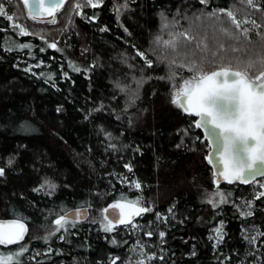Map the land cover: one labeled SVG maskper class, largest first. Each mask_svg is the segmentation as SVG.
<instances>
[{"label": "trees", "instance_id": "16d2710c", "mask_svg": "<svg viewBox=\"0 0 264 264\" xmlns=\"http://www.w3.org/2000/svg\"><path fill=\"white\" fill-rule=\"evenodd\" d=\"M3 2L9 15L24 23L30 31L20 35L18 26L13 27L12 21L0 14V165H6L10 154H18L14 164L6 167V175L0 177V219L15 218L14 208L24 217H31V220L26 219L29 233L25 242L29 243V249L42 250L50 246L54 250L37 256L35 264H48L49 261L50 264H106L109 253L123 258L132 255L130 245L138 238L148 242L146 247L149 251H158L157 245L159 249L170 250L165 264H224L226 253L231 254V264L242 259L244 250L248 248L242 226L249 229V234H254L252 225L264 228V200H257L252 217H241L235 205L228 201H235L244 210V201L252 199L257 185L254 182L221 183L219 187L231 195L228 201L213 208L210 202L202 199L205 189L212 191L215 187L212 164L199 151L190 150L191 137L187 138L188 148L174 147L180 142L182 134L176 129L189 125L197 118L196 115L183 113L170 103V83L156 79L145 82L137 102L127 111H122L128 94L120 92L113 83L120 80L135 87L133 74H151V68L141 72L143 58L134 52L128 41L131 40L143 51L150 47L160 51L153 42L160 25V8L170 9L171 15L179 6L182 11L187 9L192 16L204 7L200 0H134L132 10L122 14L123 24L131 29V36L124 31L112 10L113 4L123 0H105L96 9L86 4L84 12L89 17L93 12L99 13L98 20L91 21L73 14L75 26L67 28V18L76 0H67L55 13V23H51L50 18L33 20L28 16V9L22 0ZM230 5H238L243 11L241 0H212L209 9ZM251 11L254 19L264 22V14ZM192 23L196 27L195 35L200 46H204L205 40L207 42L208 49L203 55L210 60L214 59L211 53L221 44L228 46L227 55L232 57H255L264 51V40L255 32L251 33V41L243 38L235 41L221 32L219 21L193 18ZM105 24L108 30L101 31ZM181 25L187 28L189 21L181 20ZM225 26L229 31L238 32L228 22ZM248 26L251 27L250 24ZM261 30L264 31V24ZM39 35L57 40L59 48H48ZM6 38L9 47L12 42L27 41L35 47L5 51ZM164 38H168L167 34ZM195 46V42L187 44L190 51ZM233 46H239L241 51L232 52ZM28 52H35L36 55L29 56ZM125 53L128 55L125 56ZM221 54H224L223 49ZM38 59L46 63L40 65ZM69 59L82 68H88L94 59L97 65L87 74L76 72L68 67ZM124 59L136 67L130 68L123 63ZM28 63L33 65L32 72L26 71ZM61 66L69 72L67 79L59 78ZM209 67H212L211 63ZM48 70L57 72L53 81L56 87L36 74ZM155 71L157 75H165L167 64H157ZM189 75L190 72H184V76ZM154 89L155 96L152 94ZM113 96H116L115 101ZM100 101H104L108 110L98 111L85 119L89 109ZM57 106H62V110L58 112ZM112 109H116L122 118L117 119V112ZM129 112L134 114L132 124L128 123ZM23 120L30 121L33 127L27 131L19 130ZM101 124L104 129L99 127ZM104 130L114 134L111 143L118 144V149L106 151L109 141L103 135ZM192 136H201L202 140L197 144L199 149L207 148L208 142L203 140L201 129L193 128ZM24 145L26 147H22ZM137 145L142 151L137 150ZM129 162L133 164L131 171L124 167ZM113 170L127 177L128 181L139 178L142 189H136L128 182L122 183L113 175ZM46 175L59 185L52 196L32 191ZM141 193L146 206L152 210L137 220L141 224L155 221L157 228L165 230L167 235L162 244L158 236L145 235V229L133 230L126 224L117 226L115 232H107L98 223L100 208L120 199L121 194L134 198ZM86 200L93 202L89 218L77 222L68 233H64L65 240L54 237L45 242L42 239L45 231H50L52 227L50 221L46 228L38 227L45 224L46 209L61 202L74 208ZM31 201H35V206L31 205ZM172 204L176 205V217L167 224L156 220V214L166 213ZM221 220L226 221L224 228L228 235L224 237L220 251L216 252L209 234ZM113 235L120 243H110ZM193 246L197 255H184ZM55 249H63V252ZM216 256L220 257L219 261Z\"/></svg>", "mask_w": 264, "mask_h": 264}, {"label": "snow or ice", "instance_id": "6c2138e0", "mask_svg": "<svg viewBox=\"0 0 264 264\" xmlns=\"http://www.w3.org/2000/svg\"><path fill=\"white\" fill-rule=\"evenodd\" d=\"M211 2L212 0H200L204 7L199 12L192 13V16H189L187 9L182 11L179 6L175 8V12L171 15H169L170 9L160 8L158 12L160 25L153 41L160 51H156L151 47L147 51H143L131 40L128 41L134 52L143 58L144 67L141 68V72L143 73L145 68H151V74H142L141 76L133 74L132 81L135 87L130 83H122L120 80L113 81V83L120 92L128 94L122 110L127 111L140 98L141 89L145 82L153 79L158 81L167 80L171 85L169 89L170 103L177 106L183 113L195 114L197 117L189 125L176 129L178 133L182 134L180 135V142L176 143L174 147L181 148L184 146L188 148L187 138L191 137L190 150L199 151L204 159L214 166V190L205 189V195L202 199L210 202L212 207L216 208L228 201V197L231 195V193L226 194L219 187L221 180L230 183L236 181L248 183L252 181L259 188L254 190L252 199L244 201V210H241V205L235 203V201H228L235 205L241 217H252L254 216L253 210L257 200H264V190H261L264 189V179H256L258 176L264 178V51L255 57H232L227 55L228 46L221 44L219 48L211 53L214 59L210 60L207 55H203L208 49L207 42L205 40L204 46H200V42L196 39V27L193 25L192 20L195 18L203 21L208 18L219 21L221 32L235 41H240L242 38L251 41L252 32H255L264 40V31L261 30L264 22H258L254 19L251 11L256 10L264 14V0H241V5L244 6L243 11L238 5L211 7L209 9ZM23 3L28 6V16L33 20H40L42 17L47 16L50 17L51 23H55L57 20L55 13L65 5V0H23ZM104 3L105 0H76L72 5L65 27L75 26L73 14L91 21H97L99 13L93 12L89 17L83 9L86 4L90 5L92 9H96ZM133 3L134 0H123L122 3L113 4L112 9L116 19L120 21L121 26L129 36H131V29L123 24L122 14L125 11H131ZM0 14L11 20L13 27L18 26L20 35L29 34L30 30L24 23H19L13 15H9L7 5L3 0H0ZM181 20H188L189 26L187 28L183 27ZM225 22L234 25L238 32L229 31V28L225 26ZM249 24L251 27L248 26ZM107 30L108 25H103L101 31ZM37 34L33 33V35ZM165 34H167V39L164 38ZM39 39L48 48H59L57 40H49L45 35H39ZM188 42H195L196 46L191 51L187 48ZM33 47L35 45L31 41L12 42L11 47H9L6 38L5 51ZM221 49H223L224 54H221ZM60 51L63 52L64 49L61 48ZM84 51H87V49H84ZM240 51L239 46H233L232 52ZM27 54L29 56L36 55L35 52H28ZM127 55L125 53V56ZM38 63L43 65L46 62L43 59H38ZM123 63L133 69L136 67L135 64L129 63L127 59H124ZM160 63L167 64L165 75L156 74L155 67ZM210 63L212 67H209ZM96 65L97 61L95 59L91 61L88 68L78 67L76 61L71 59L68 62L69 68L74 69L76 72L84 71L86 74ZM16 67L19 68L20 64L17 63ZM26 71H33L31 63L26 65ZM185 71L190 72L191 75L184 76ZM60 73V79L69 77V72L64 71L63 66L60 68ZM36 74L41 76L42 79L46 78L53 87L57 86L53 82L57 77L56 71L48 70ZM152 94L156 95L155 89ZM112 100L115 101L116 96H113ZM56 110L61 111L62 106H57ZM101 110H108L104 101H100L98 105L89 109L84 118L88 119L93 113ZM112 111L117 112L116 109H112ZM133 116L134 114L129 112V124H132ZM120 118L122 117L117 112V119ZM32 127L30 121L23 120L19 125V130L27 131ZM99 127L101 129L105 128L103 124ZM193 128L203 130V140L208 142L206 149L197 147L202 138L201 136H192ZM103 135L109 141L106 151L119 148L118 144L111 143L114 138L112 132L104 130ZM22 147H26V145ZM136 148L142 151L139 145ZM17 155L10 154L6 165H0V177L6 175V167L14 164ZM124 167L131 171L133 164L129 162ZM113 175L117 179H121L122 183L128 182L134 185L136 189H142V182L139 178L128 181L127 177L116 173L115 170H113ZM58 187V183L52 177L46 175L40 183L33 187L32 191L43 192L48 196H52ZM20 195L24 196V193H20ZM31 205L35 206V201H31ZM92 207L93 202L86 200L81 201L80 206L76 208H69L66 203L61 202L59 205L46 209L45 224L38 225V227L46 228L49 221L52 227L50 231H45L42 239L45 242L52 240L54 237L65 240L67 237L64 233H68L70 228L75 227L78 221L88 219V209ZM175 207L176 205L172 204L166 213H157L156 220L167 224L170 219L175 218L177 215L174 211ZM109 209H112V211L109 212ZM151 210V207L146 206L142 193L134 198H128L121 194L120 199L113 200L107 207L99 209L100 218L98 223L107 232H115L117 226L126 224L133 230L137 228L145 229V235L148 237L158 236L160 238L159 242L162 244L167 235L165 230L157 228L155 221L138 224L135 219ZM13 214L15 218L0 219V248H2L0 250V264H35L37 256H43L45 252L51 253L54 251L50 246L42 250H30L29 243L25 242V236L29 233V224L26 223V219L31 220V217H24L23 213L16 212L15 208ZM53 215L55 216L54 219H52ZM225 224L226 221L221 220L219 225L209 234V239L213 241L216 252L220 251L224 237L228 235L224 228ZM251 227L254 234H249V229L242 226L243 238L246 240L248 248L244 250L243 258L238 259L236 264H249V261H251V264H264V228L261 225H252ZM33 239L39 238L33 237ZM110 243L118 244L120 241L113 235ZM146 243L148 242H142L139 238L136 239L130 245L129 251L132 255L128 258L109 253L106 264H157V261L159 264H165L167 252L170 250L159 249V245H157L158 251H149ZM55 251L63 252V249H55ZM31 252H35V255H31ZM184 255L196 256L195 246ZM215 259L219 261L220 257L216 256ZM231 260V254L226 253L223 257L224 264H231ZM48 264H50V261Z\"/></svg>", "mask_w": 264, "mask_h": 264}, {"label": "water", "instance_id": "95a60500", "mask_svg": "<svg viewBox=\"0 0 264 264\" xmlns=\"http://www.w3.org/2000/svg\"><path fill=\"white\" fill-rule=\"evenodd\" d=\"M23 1V0H22ZM66 1L67 0H65V3H66ZM27 7V9H28V6H26ZM42 18H50V17H42ZM202 130V129H201ZM202 132H203V130H202ZM213 166V165H212ZM213 169H214V166H213ZM260 178H262V177H256V179H260ZM221 183H230V182H227V181H223V180H221ZM250 183H252V181H250V182H248V183H245V182H243V181H236V182H231L230 184H250ZM112 202H110L109 204H111ZM108 204V205H109ZM107 207V206H106ZM74 208H76V207H74ZM112 211V209H109V212H111ZM89 216H90V209H88V218H89ZM138 218V217H137ZM137 218H135V219H137ZM87 220V219H86ZM86 220H81V221H78V222H84V221H86Z\"/></svg>", "mask_w": 264, "mask_h": 264}, {"label": "rangeland", "instance_id": "374dc122", "mask_svg": "<svg viewBox=\"0 0 264 264\" xmlns=\"http://www.w3.org/2000/svg\"><path fill=\"white\" fill-rule=\"evenodd\" d=\"M258 188H259V186L257 185V189H258ZM261 190H264V189H261ZM217 198H218V197H217ZM138 218H140V217H138ZM138 218H137V219H138ZM137 219H136V222H137L138 224H141L140 221L137 220Z\"/></svg>", "mask_w": 264, "mask_h": 264}]
</instances>
